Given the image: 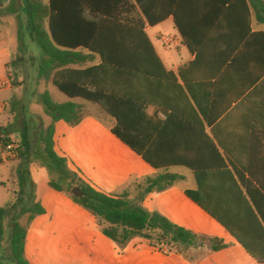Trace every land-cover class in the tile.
Masks as SVG:
<instances>
[{"label": "trees", "instance_id": "trees-1", "mask_svg": "<svg viewBox=\"0 0 264 264\" xmlns=\"http://www.w3.org/2000/svg\"><path fill=\"white\" fill-rule=\"evenodd\" d=\"M23 2L26 23L18 26L17 37L21 40V35L27 34L41 53L38 81L52 84L70 99L80 98L97 105L115 119L112 134L157 170L155 176L131 183L140 191V201L147 193L163 191L181 179L169 173L168 168L191 170L197 189L185 191L187 197L219 223L257 264H264V186L249 187L243 182V175L252 177L250 171L198 169V158L179 149L178 106L179 95L185 98L178 81L195 103L196 90H203L206 95L207 89L212 88L208 92L210 99L234 93L237 100L243 99V93L251 87L256 88L253 95L264 90V33H251L250 29V9L258 23L264 24V0ZM2 15L0 8V18ZM168 17L173 19L181 44L195 54V60L179 67L176 75L165 69L144 31L146 25L153 27ZM95 56L99 57L98 65L71 69L91 62ZM200 66L202 73L196 78L194 70ZM212 80L215 82L210 84ZM195 81L202 84L190 86ZM165 84L175 88L163 92L168 96L174 94L168 104V98L158 97L159 94L148 96V86ZM239 86L240 92L232 90ZM142 89L144 96H140ZM41 105L50 124L41 128L35 144L23 133L18 157L27 165L35 158L41 166L52 167L58 180L51 177L49 186L59 192L66 187H79L83 196H74V201L96 218L103 235L121 248L132 239L141 238L166 254L197 248L206 255L227 248L222 239L194 234L156 212H147L140 204H131L128 188L106 195L77 180L66 161L55 154L53 133L58 121L77 125L84 117L82 108L72 102L56 103L48 91L41 95ZM220 109L222 113L227 107ZM158 114L165 116V120L158 119ZM8 134L7 128H0V142L7 143ZM203 137L209 148L206 150H213L220 164H224L213 141ZM21 171L20 198L28 178L27 171ZM34 212L43 211L36 206ZM5 215L6 209L0 208V242ZM11 230L12 258L17 264H28L24 258L26 229L12 225Z\"/></svg>", "mask_w": 264, "mask_h": 264}, {"label": "crops", "instance_id": "crops-1", "mask_svg": "<svg viewBox=\"0 0 264 264\" xmlns=\"http://www.w3.org/2000/svg\"><path fill=\"white\" fill-rule=\"evenodd\" d=\"M0 8L3 11L0 34L7 28L15 32L11 51L5 40L0 41V81L7 83L0 91V128L8 129L9 134L6 137L9 140L17 137L22 140L23 133L30 136L31 123L42 124L43 127L50 124L43 108H31L34 102L41 103V95L48 86L37 79L38 60L41 57L39 49L30 42L27 34H22L21 40L17 37L18 26L26 23L23 0H0ZM164 25L169 26L170 37L160 30L149 35L150 30ZM250 29L251 33H264V24L258 23L253 9H250ZM144 31L165 69L174 75L179 67L195 60V54L181 44L172 17L153 27L146 25ZM82 52L84 55L88 54L87 51ZM16 58L21 65L15 70L12 64ZM30 61L33 63L29 64ZM99 63V57L95 56L91 62L71 69L83 70ZM29 67L35 75L32 79L29 76ZM194 71L197 78L202 73L201 66ZM214 82L212 80L210 84ZM178 84L185 93V98L180 95L178 97L180 152L198 158V169L250 171L252 177L243 175V182L249 187L264 186V90L253 95L255 87H251L243 93L244 98L238 100L234 93L210 99L208 92L212 88L207 89L206 95L203 90H196L195 103L188 97L183 83L178 81ZM199 84L202 82L195 81L190 86L197 87ZM166 89L175 90L172 84H165L163 87L148 86L146 91L148 96L155 93V97L159 94L158 97L168 98V104L174 94H163ZM28 90L31 91V97ZM232 90L240 92L242 86ZM143 91L140 90V96L145 95ZM250 95L252 96L247 99ZM65 98L59 104L72 102L82 110L86 106L90 109L93 106L98 107L80 98ZM225 107L227 109L221 113L220 108ZM90 109L75 126H69L64 121L54 123L53 150L66 161L67 168L77 180L106 195L128 188L131 204H140L147 212H156L172 224L194 234L222 239L227 248L206 255L197 248H189L183 253L174 251L166 254L141 238H134L121 248L103 235L93 215L75 204L69 196L49 188V177L37 187L33 181H36V173L42 168L31 167V187L36 201L45 209V214L37 217L26 233L25 256L31 260V264H39L33 261L37 250L42 257L47 252V235L54 241V260L65 264H257L219 223L187 197L185 191L194 192L197 189L191 170L184 167L168 168L169 173L177 174L181 179L163 191L147 193L140 201V191L131 183H140L147 177H153L157 170L112 134L115 119L99 107V113ZM157 118L165 120L166 117L158 114ZM201 129L203 135L215 144L224 164H220L213 150H206L209 148ZM8 164L0 165L5 167V171H9L8 179L14 182L19 175L12 168L11 171L7 169ZM1 177L0 186H3ZM236 182L241 186L237 180Z\"/></svg>", "mask_w": 264, "mask_h": 264}, {"label": "rangeland", "instance_id": "rangeland-1", "mask_svg": "<svg viewBox=\"0 0 264 264\" xmlns=\"http://www.w3.org/2000/svg\"><path fill=\"white\" fill-rule=\"evenodd\" d=\"M163 28V29H162ZM165 31L164 33L167 35V37L171 36L170 28L167 25H164L163 27L159 28V29H153L149 31V35H152L153 33H155L156 31ZM163 33V32H162ZM15 36V32L13 29L11 28H7V29H3L2 34H0V41L5 40L7 42V45L9 46V51H11L13 49V39ZM18 58V57H17ZM15 59V62H13L12 67L13 69H19V66L21 65V62L18 59ZM33 63L32 61L29 62V64ZM29 76L32 79V77H34V72L31 71V67H29ZM31 84V83H30ZM45 86L47 87V90L51 97L53 98V100L56 103H63L64 100H66L65 96L60 93L55 87L52 86V84L50 83H45ZM28 95L31 97V91L28 90ZM33 107V109L37 108V109H42V105L41 103L37 104L36 102L33 103V106L31 105V108ZM86 109L82 110V113L85 114L87 111H89V107H85ZM98 107L93 106L91 107V111L92 112H96L99 113L100 110L97 109ZM49 118V117H48ZM49 121L50 118H49ZM21 125V124H19ZM43 127L42 124H34L31 123V131H30V137H31V141L33 142V144H35L37 136H38V129H41ZM14 161V162H12ZM9 163L7 165V169H9L11 171H16V173L19 175L23 170L25 169L28 173V178H27V184H26V188L24 191V195L21 197L23 200L19 203L18 200L21 199L19 197V193H20V186H19V179L18 176L15 177L14 182H12V180L8 179V172L5 171V167L3 165H0V176H2L1 181L3 183V186H0V208H5L6 209V215L5 218L3 220V226H4V234L3 237L1 239L0 242V264H17L14 259L12 258V254H11V234H12V225H19L20 227H23L26 229V233L28 232V229L31 227L33 221L39 217L45 214V209L41 206V204L39 202L36 201V197L34 195V190L31 187V182L33 181V177L31 175L30 178V173L29 170L31 169V167L37 168L40 167L42 168L41 170H39L36 174L37 178L36 181H33V183H35V185L37 187H40L41 185H39L40 183H44L46 178L48 179L49 177V181L52 179L58 180L56 175H54L55 171L52 167L50 168H46L41 166L39 161H36L35 158H32V162L29 163L28 165L24 162V160H22L20 157H17L16 160H11V161H7L4 164ZM25 163V164H24ZM3 164V163H2ZM60 185L65 186V184H63L62 182L60 183ZM48 186H49V182H48ZM66 187V186H65ZM49 188H51L49 186ZM53 189V188H51ZM72 189H70V187H66L62 192H59L55 189H53L56 192L59 193H63L67 196H69V198H71V200L77 204L78 206H80L81 208H83L81 205H79L78 203H76L74 201V196L71 194ZM33 190V193H32ZM31 193L33 194V199L30 198ZM76 197V196H75ZM11 206V208L9 207ZM14 206V207H12ZM36 206H38L43 212L41 214L35 213L34 209H36ZM84 209V208H83ZM85 210V209H84ZM87 211V210H86ZM88 212V211H87ZM91 214V213H90ZM92 215V214H91ZM98 225V224H97ZM47 242H48V249L47 252L44 253V256H40L38 250L35 252L34 254V260L35 262L39 263V264H65L62 261H55V257H56V253H54V241L51 240V236L47 235L46 236ZM24 258L27 261L28 264H31V260H29L28 258H26L25 256V249H24ZM44 259V260H43Z\"/></svg>", "mask_w": 264, "mask_h": 264}, {"label": "built area", "instance_id": "built-area-1", "mask_svg": "<svg viewBox=\"0 0 264 264\" xmlns=\"http://www.w3.org/2000/svg\"><path fill=\"white\" fill-rule=\"evenodd\" d=\"M7 85L6 82L0 81V91ZM21 147V138L9 140L7 143L0 145V164L7 161L16 160L18 157V150Z\"/></svg>", "mask_w": 264, "mask_h": 264}, {"label": "water", "instance_id": "water-1", "mask_svg": "<svg viewBox=\"0 0 264 264\" xmlns=\"http://www.w3.org/2000/svg\"><path fill=\"white\" fill-rule=\"evenodd\" d=\"M71 194L73 196H76V197H82L83 196V193H82L81 189L79 187H77V186L72 189Z\"/></svg>", "mask_w": 264, "mask_h": 264}]
</instances>
